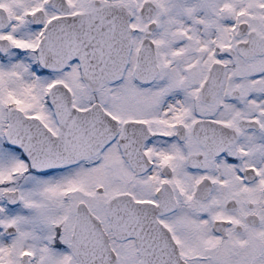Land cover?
<instances>
[{"label":"snow or ice","instance_id":"6c2138e0","mask_svg":"<svg viewBox=\"0 0 264 264\" xmlns=\"http://www.w3.org/2000/svg\"><path fill=\"white\" fill-rule=\"evenodd\" d=\"M0 264H264V0H0Z\"/></svg>","mask_w":264,"mask_h":264}]
</instances>
